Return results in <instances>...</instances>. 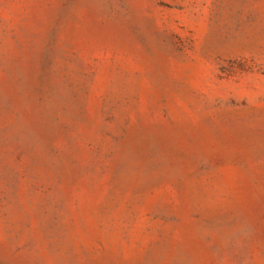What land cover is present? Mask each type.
Listing matches in <instances>:
<instances>
[{"label": "rangeland", "instance_id": "rangeland-1", "mask_svg": "<svg viewBox=\"0 0 264 264\" xmlns=\"http://www.w3.org/2000/svg\"><path fill=\"white\" fill-rule=\"evenodd\" d=\"M0 264H264V0H0Z\"/></svg>", "mask_w": 264, "mask_h": 264}]
</instances>
